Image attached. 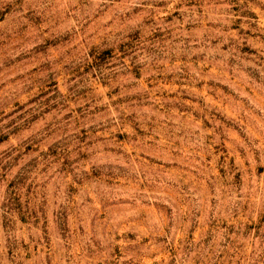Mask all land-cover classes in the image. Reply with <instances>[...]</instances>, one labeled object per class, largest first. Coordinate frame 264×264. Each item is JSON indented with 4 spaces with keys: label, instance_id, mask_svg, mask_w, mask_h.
I'll return each mask as SVG.
<instances>
[{
    "label": "rangeland",
    "instance_id": "374dc122",
    "mask_svg": "<svg viewBox=\"0 0 264 264\" xmlns=\"http://www.w3.org/2000/svg\"><path fill=\"white\" fill-rule=\"evenodd\" d=\"M0 264H264V0H0Z\"/></svg>",
    "mask_w": 264,
    "mask_h": 264
}]
</instances>
